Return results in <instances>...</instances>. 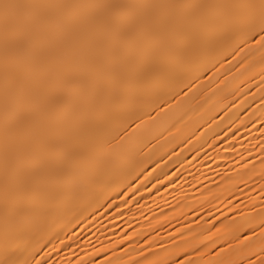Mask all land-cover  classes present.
Returning <instances> with one entry per match:
<instances>
[{"label":"bare ground","instance_id":"6f19581e","mask_svg":"<svg viewBox=\"0 0 264 264\" xmlns=\"http://www.w3.org/2000/svg\"><path fill=\"white\" fill-rule=\"evenodd\" d=\"M244 32L225 27L195 63L176 67L155 89L168 104L145 108L156 119L144 116L118 145L94 143L85 175L57 168L6 212L4 86L17 65H6L0 27V260L7 253L16 264H260V229L253 234L244 218L258 224L264 210V48L244 43ZM120 121L114 115L104 126Z\"/></svg>","mask_w":264,"mask_h":264},{"label":"snow or ice","instance_id":"6c2138e0","mask_svg":"<svg viewBox=\"0 0 264 264\" xmlns=\"http://www.w3.org/2000/svg\"><path fill=\"white\" fill-rule=\"evenodd\" d=\"M240 25L244 43L252 39L264 48V0H0L6 65H17L4 86L6 212L18 208L28 184L38 185L57 168L85 175L97 141L118 145L141 128L144 116L154 121L145 108L168 104L155 95L159 83L176 67L195 63L214 34ZM114 115L120 123L106 129ZM10 174L20 179L10 183ZM260 215L258 224L244 221L253 234L259 227L264 245V210ZM0 264L16 262L6 253Z\"/></svg>","mask_w":264,"mask_h":264}]
</instances>
